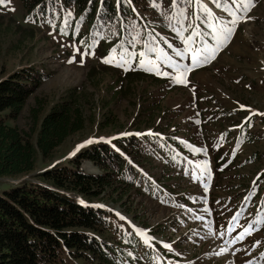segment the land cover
I'll list each match as a JSON object with an SVG mask.
<instances>
[{
	"label": "rangeland",
	"instance_id": "1",
	"mask_svg": "<svg viewBox=\"0 0 264 264\" xmlns=\"http://www.w3.org/2000/svg\"><path fill=\"white\" fill-rule=\"evenodd\" d=\"M221 3L229 11L243 14V8L231 0ZM254 3L247 12L251 19L236 26L234 35L214 59L188 71L186 84L175 82L179 70L191 66V57L200 48L211 50L216 43L186 46L181 36L167 23L165 26L152 2L134 4V13L146 29L155 28L153 38H164L172 45L173 50H168L166 42H161L164 58L178 69L161 64V70L170 73L168 77L143 70L129 55L108 54L107 49L103 52L98 39L85 44L80 33L84 29L76 25L73 32H66L65 19H61L62 30L60 23L48 18L28 17L19 0L0 5V79L22 68L49 75L28 98L14 124L34 143L38 126L33 125L30 110L41 106V119L70 91L83 97L86 116L91 118L81 134L67 139L50 158L37 156L32 173L1 177L0 193L22 181L38 182L36 174L63 164L92 143H109L130 134L157 135L162 140L187 142L188 146L192 143L195 148L181 158L170 146L178 147L168 141V150L162 148L156 159L144 160V170L158 181L157 185L153 183V194L132 190L122 201L106 196L92 202L93 207L114 216L108 218L107 232L101 235L105 245L117 249L118 235L134 226L153 244L150 248L155 252V264L161 258L171 264H264V183L255 179L264 172V0ZM208 7L221 21L212 27L220 29L233 18L210 3ZM184 9L190 12L189 5ZM185 16L179 20L193 22L191 14L190 18ZM192 44L196 45L195 39ZM177 51L182 55L177 56ZM160 56L158 51L145 61L159 63ZM105 59H113V63L102 62ZM117 61H129L125 67L136 70L125 71L115 66ZM132 72L140 74L135 82L128 75ZM106 117L109 126L100 130ZM247 118L253 119L247 131L251 138L244 141L238 138V130ZM170 153L177 156L173 162L167 159ZM79 169L99 174L87 161H82ZM137 183L141 185V181ZM237 213L238 225L233 222ZM257 220L261 223H253ZM249 224L252 234L235 240ZM231 227L235 231L229 232ZM137 249L123 248L129 258L122 257V264H151ZM50 264L97 263L90 257L75 259L67 251H60L57 261Z\"/></svg>",
	"mask_w": 264,
	"mask_h": 264
},
{
	"label": "trees",
	"instance_id": "2",
	"mask_svg": "<svg viewBox=\"0 0 264 264\" xmlns=\"http://www.w3.org/2000/svg\"><path fill=\"white\" fill-rule=\"evenodd\" d=\"M19 1L28 17L48 18L54 24L60 23L61 27V19H65L66 31L78 25L84 29L80 32L83 42L86 44L90 38L98 39L103 52L107 49L115 53L117 49L126 50L128 47L140 54L146 49L143 43H155L153 35L145 33L140 20L132 12V5L150 4L152 0H131V3H121L119 7L117 0ZM157 4L159 7H154L155 11L157 9L161 19L166 21L165 26L166 23L171 26L172 20L167 17L174 19V14L187 5L180 4L173 9L171 0H157ZM189 14L185 12L186 17ZM209 25L215 26L211 18L205 19L203 26L208 38L216 40ZM184 33L186 38L191 29ZM128 75L134 82L136 76H140L134 72ZM48 77L38 69L22 68L0 79V178L32 173L37 156L42 160L50 158L67 139L81 134L91 120L86 116L83 97L70 91L41 119L38 117L41 106L30 110L32 123L38 126L35 142L31 143L14 122L28 98ZM252 121L249 119L241 125L238 138L244 141L251 138L247 131L252 127ZM109 123L107 118L99 129L108 127ZM168 141L180 151H186V146L174 140ZM161 147L167 149L163 141L153 135L130 134L113 138L109 143H92L63 164L53 165L36 174L34 177L38 182L22 181L2 191L0 264H50L57 261L60 251H67L75 259L90 257L97 264H122V257L129 258L123 250L125 247L131 250H139V247L143 251L142 258L152 262L153 253L146 250L130 230L118 235L117 249L105 245L101 235L107 232L108 218L113 214L99 207L83 205L80 201L90 204L106 196L122 201L132 190L141 189L153 194L154 185L146 177L149 173L144 170V160L156 159L161 154ZM167 159L174 161L172 153L167 155ZM82 161L91 163L99 174L82 172L79 169ZM260 176L262 182L264 173ZM137 181H141V185ZM73 195L81 200H76Z\"/></svg>",
	"mask_w": 264,
	"mask_h": 264
},
{
	"label": "snow or ice",
	"instance_id": "3",
	"mask_svg": "<svg viewBox=\"0 0 264 264\" xmlns=\"http://www.w3.org/2000/svg\"><path fill=\"white\" fill-rule=\"evenodd\" d=\"M6 2H9V0H0V5L6 4ZM232 4L240 5L243 8V14L237 15L235 12H231L228 9L224 8L223 4L221 3V0H207V3L205 0H171V7L173 9H177L180 4H187L189 6L194 5L195 8L198 10V15L196 13H193V17L196 20H200L203 22L207 18H211L214 24H220V18L216 17L215 14L213 13L212 9L208 7V4L214 5L216 8H221L224 11H228L229 15L232 16L233 18L228 21L227 23L223 24L222 28L217 29L216 27H212V25H209L212 27V34L214 38L216 39V47L209 50L208 48H200L198 51L195 52V54L191 57V66L190 67H185L183 70H179V74L174 77L175 82L177 83H184L186 84V73L192 68H194L197 64H204L210 62L212 59L215 58L217 52L220 50V48L224 47L227 45V43L230 41L231 37L234 35L236 26L241 23V22H247V20H250L251 17L247 16V12L251 10V7L255 6L254 0H231ZM121 3H131V0H117V5ZM224 3H227V0H224ZM152 6L158 8L157 0H152ZM135 11V9H133ZM175 17H184V11L181 9L180 11L176 12ZM30 19V18H29ZM170 21L173 20V17H167ZM198 27V26H197ZM191 29V35H189L187 38L182 37L183 31H187ZM172 30L176 32L178 36H181L183 39V43L186 46H190L195 37H199L201 33L196 30V27L193 26L191 22L187 24L185 27L183 22L181 21V27L179 29L176 28L175 24L172 25ZM155 39V38H154ZM145 47L147 48V53L146 52H141L139 55L140 57H145L148 53H156L160 52L161 56L158 57L159 63L153 60H148L147 62L144 59L140 60V67L145 70V71H155L156 74L158 75H163V76H170V73L162 71L160 65L163 64L165 67H173L174 70H178L173 66L172 64L168 63L167 59L164 58L166 54H163L162 49L158 50L157 48L153 47L151 44H146ZM171 47V45H169ZM186 51L188 48L186 47ZM87 54V53H85ZM177 56H181L182 53L177 51L176 52ZM114 59V58H113ZM113 59H105L102 62L104 63H113ZM70 63L73 61H69ZM129 61H117L115 63V66L117 67H124L125 71L130 70L129 67H125L126 64H128ZM147 63V66H146ZM243 107V106H242ZM255 114V113H254ZM91 142V141H89ZM257 180H259V176L257 177ZM254 184L256 183L255 181L253 182ZM246 200L250 199L249 197L245 198ZM205 211H207L205 209ZM240 213H237L233 217V222H235L238 225V220H239ZM121 219H124L121 217ZM231 223V222H230ZM253 223L259 224L261 221L257 220L254 221ZM229 232L235 231V227H231L228 229ZM253 231L252 224H249L248 227L245 229V231L238 235L235 240H243L245 236L251 235ZM223 235V233L221 234ZM147 243V240L145 241ZM235 242V241H233ZM259 244V242H257ZM255 246V245H254ZM167 247V246H166ZM249 264H252V262H249Z\"/></svg>",
	"mask_w": 264,
	"mask_h": 264
}]
</instances>
